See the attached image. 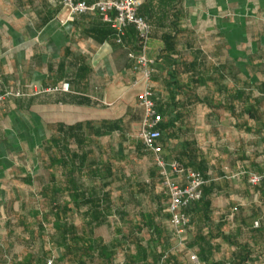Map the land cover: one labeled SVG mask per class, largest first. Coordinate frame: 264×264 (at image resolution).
I'll return each mask as SVG.
<instances>
[{
	"label": "crops",
	"instance_id": "obj_1",
	"mask_svg": "<svg viewBox=\"0 0 264 264\" xmlns=\"http://www.w3.org/2000/svg\"><path fill=\"white\" fill-rule=\"evenodd\" d=\"M139 1L153 25L148 57L160 61L152 84L164 158L205 176L209 206L193 204L189 228L176 235L157 168L127 171L142 156L153 161L138 138L146 84L130 57L138 51L133 27L120 45L97 14L72 18L59 0H0V95H20L0 107V264H60L67 228L74 264H103L85 253L95 240L113 253L108 264H127L138 242L147 264H231L239 256L264 264V184L248 183L264 168V0ZM245 84L252 88L244 98ZM102 123L113 133L94 139L86 166L110 164L112 172H59L55 197L50 174L38 188L34 171L47 165L41 154L52 134Z\"/></svg>",
	"mask_w": 264,
	"mask_h": 264
},
{
	"label": "built area",
	"instance_id": "obj_2",
	"mask_svg": "<svg viewBox=\"0 0 264 264\" xmlns=\"http://www.w3.org/2000/svg\"><path fill=\"white\" fill-rule=\"evenodd\" d=\"M140 5L139 0H107L93 4L76 2L75 0H59V6L67 10L72 18L88 14L99 15L104 22L112 26L116 41L120 45H124L123 41L127 28L133 27L135 29L138 51L131 53L130 57L134 61V71L142 76L146 84L145 91L139 97V105L144 110V120L138 138L144 151L153 157L154 165L161 178L162 188L169 199L167 212L170 215L171 227L176 235L180 236L190 226V219L186 211L204 198V190L208 181L201 173L187 170L177 162L168 164L164 158L163 148L159 144L163 137V132L160 129L163 118L158 113L154 102L152 84L156 60L148 57L151 27L148 21L139 15ZM61 90L68 92L70 90L69 84H63ZM12 97H20V95L11 92L0 95V107ZM168 169L183 183L171 179ZM248 183L251 187L264 184V168L261 173H249ZM255 227H258V223H255ZM163 261L160 264H163ZM191 261L198 263L196 256H192ZM44 264H56V259L51 257ZM118 264L125 263L120 262Z\"/></svg>",
	"mask_w": 264,
	"mask_h": 264
},
{
	"label": "trees",
	"instance_id": "obj_3",
	"mask_svg": "<svg viewBox=\"0 0 264 264\" xmlns=\"http://www.w3.org/2000/svg\"><path fill=\"white\" fill-rule=\"evenodd\" d=\"M147 21L151 27V33H150V39H151L153 36V25L149 19ZM167 46L168 48L171 46L170 39H167ZM167 59L168 61L172 63L170 57H168ZM159 63H160L159 60L156 61V66L154 68L155 73L157 72V70H159L158 69ZM175 67L176 65H174L172 69L171 68L169 69V77L174 75ZM251 88L252 87L248 84L243 85V90L240 92L241 96L245 98V96L249 92V89ZM154 102L156 104L155 94H154ZM156 108H157V105H156ZM113 130H114L113 126L107 128L105 123H102L100 125V128L98 129L94 128L91 124L77 125L75 127L67 128V129L61 128L60 133L59 131H57L54 134H52V137L46 147V150L50 152L51 155L54 154L52 156L50 168H57V170H60V172L66 173L68 175L80 173V172H83L84 170H87V172L91 174H95V175H98L102 172H107V173L112 172L110 164L93 163L91 166H86V164H87V161L89 160V152L87 151V149L93 144L97 143V141H95L94 139L96 138L99 139L104 136L111 135L113 133ZM159 144L161 145V140L159 141ZM50 175L52 178V181H51L52 186L50 188L52 190L53 196L55 197V195L58 194V190L60 188L59 183L57 181L58 174L51 173ZM28 182L30 183V179L28 180ZM68 184H70V187L72 189L77 188L76 182L73 180L68 181ZM260 187L262 186L253 187V188L258 189ZM206 195H207V191L205 188L204 198L200 202H197L195 204L197 206L204 205L208 207L209 203L206 200ZM57 231H59V227H57ZM255 231L261 234L263 230L255 229ZM60 232L63 235H65L67 239L64 242V244L63 243L59 244V246L63 247L64 249L63 257L60 259L59 263L63 264L65 260L68 259L74 264L76 256L78 255L76 252V248H75L74 230L73 228H67V229L60 230ZM68 236H69V239H68ZM244 247L245 248H243V252H246L247 251L246 249L249 246L246 245ZM136 251H137L136 254L128 256L127 264H140V263L147 264L148 263L147 251L145 248L143 249V246L139 242L136 244ZM85 253L87 256L97 253L98 256L102 259L103 264H108V262H111V258L113 257V253L111 252L109 247H107L102 241H99V240H95L91 243H88L85 248ZM239 258L241 259H239L238 261H232L231 264H246L247 263L246 259H242L243 257L239 256ZM158 262L159 260L154 257L152 264H160ZM163 264H178V263H177V260L171 261L169 260V257H168L166 260L163 261Z\"/></svg>",
	"mask_w": 264,
	"mask_h": 264
},
{
	"label": "rangeland",
	"instance_id": "obj_4",
	"mask_svg": "<svg viewBox=\"0 0 264 264\" xmlns=\"http://www.w3.org/2000/svg\"><path fill=\"white\" fill-rule=\"evenodd\" d=\"M53 155H51V153L48 152L47 150H45L44 154L43 153L41 154V158H44V161H45L44 163H46L47 165L46 166H44V165L41 166V164H40V166H39L40 168L37 167L35 169V171H34L36 178L40 179L39 181H37V187L38 188H42L43 187V184L46 182L45 179L48 178L49 174H51V173L58 174L60 172V170H57V168H50L51 160H52V156ZM125 164H127V163H125ZM155 168L156 167H155L153 161H151L149 156H147L145 158H144V156H142V158L139 159L138 161H136V163L129 164L127 166V171H133V172H137V173H141V174H144V173L149 174L153 170H156ZM43 179L45 181H43Z\"/></svg>",
	"mask_w": 264,
	"mask_h": 264
}]
</instances>
